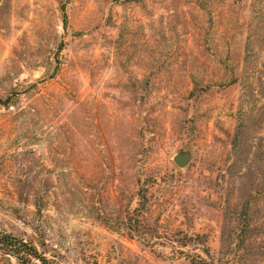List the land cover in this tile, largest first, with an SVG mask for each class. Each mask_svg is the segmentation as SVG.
I'll use <instances>...</instances> for the list:
<instances>
[{"label": "rangeland", "instance_id": "rangeland-1", "mask_svg": "<svg viewBox=\"0 0 264 264\" xmlns=\"http://www.w3.org/2000/svg\"><path fill=\"white\" fill-rule=\"evenodd\" d=\"M201 1L0 0V232L47 264H264V1Z\"/></svg>", "mask_w": 264, "mask_h": 264}, {"label": "trees", "instance_id": "trees-1", "mask_svg": "<svg viewBox=\"0 0 264 264\" xmlns=\"http://www.w3.org/2000/svg\"><path fill=\"white\" fill-rule=\"evenodd\" d=\"M210 2L211 0H208L207 4ZM197 3L202 9L206 8L203 1L198 0ZM0 250L5 256L15 259L17 264H38L36 261L47 264L46 258L39 255L34 245L5 232H0Z\"/></svg>", "mask_w": 264, "mask_h": 264}, {"label": "water", "instance_id": "water-1", "mask_svg": "<svg viewBox=\"0 0 264 264\" xmlns=\"http://www.w3.org/2000/svg\"><path fill=\"white\" fill-rule=\"evenodd\" d=\"M190 160V155L188 153L179 154L174 157V162L180 167L184 168Z\"/></svg>", "mask_w": 264, "mask_h": 264}]
</instances>
